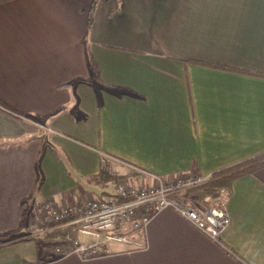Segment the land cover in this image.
<instances>
[{
    "label": "crops",
    "instance_id": "0c3cea01",
    "mask_svg": "<svg viewBox=\"0 0 264 264\" xmlns=\"http://www.w3.org/2000/svg\"><path fill=\"white\" fill-rule=\"evenodd\" d=\"M93 1L0 0V264H264V165L220 241L172 209L90 261L26 240L44 200L114 193L102 156L145 187L264 155V79L187 63L264 73V0H100L88 30Z\"/></svg>",
    "mask_w": 264,
    "mask_h": 264
},
{
    "label": "built area",
    "instance_id": "2783aa9c",
    "mask_svg": "<svg viewBox=\"0 0 264 264\" xmlns=\"http://www.w3.org/2000/svg\"><path fill=\"white\" fill-rule=\"evenodd\" d=\"M157 183L140 187L122 180L114 184V193L102 199L86 198L73 205L59 207L47 199L40 212L29 225L31 236H43L47 230L41 227L62 223L54 229L74 227L76 232L93 237L90 243H82L74 234L65 233L66 245L48 247L58 258L75 255L90 261L100 257L103 243L117 241L128 243L127 235L145 230L157 212L172 209L194 224L208 238L220 241L223 232L230 226L231 218L225 209L203 207L187 196V192L205 184L209 177L198 174L179 175ZM69 220L67 222H63ZM119 233V234H117ZM51 241V239H48Z\"/></svg>",
    "mask_w": 264,
    "mask_h": 264
},
{
    "label": "trees",
    "instance_id": "16d2710c",
    "mask_svg": "<svg viewBox=\"0 0 264 264\" xmlns=\"http://www.w3.org/2000/svg\"><path fill=\"white\" fill-rule=\"evenodd\" d=\"M100 0H94L91 8L89 10V16H88V30H91L94 25L95 20V14L98 7ZM88 62L91 64V67L95 73V77L98 80L99 76L97 75L96 70L94 69V62L91 58H89ZM187 63L211 68L215 70H220L224 72H230V73H236V74H242L246 76L256 77V78H262L264 79V73H259L255 71H248V70H242L239 68H234L230 66L225 65H219L215 63L205 62V61H198V60H190L187 61ZM83 82L82 80H78L75 82V85ZM0 107H2L3 111L6 113H13L18 115L19 117L24 116L22 113H19L8 106L4 105L0 102ZM76 110V107L73 108ZM30 116V115H29ZM109 160L105 158L104 156L101 157V171L100 173L95 176L96 181L98 184L102 185L103 187L109 186L113 182H117L119 180H123L125 177L119 174H115L114 172H111L108 169ZM264 165V155H260L257 157H254L252 159H249L247 161L241 162L239 164L224 168L222 170H219L217 172H214L210 177L209 180L194 189H191L187 192V196L191 199H194L195 201L199 202L203 207L210 208V207H218L220 209H225L226 204L230 197L232 196V185L233 182L239 178H242L247 175H254L256 170ZM69 220L63 221L64 223ZM62 223H52L48 225H44L41 228L43 230H47V232L44 234V237L47 239H55L58 238L57 241H46L43 243L44 247H51V246H57V245H66L67 243H64L62 241V238L64 237L65 233L74 234V231L70 228L66 229H54L56 226L60 225ZM119 234V233H117ZM75 235V234H74ZM26 240H30L37 245H40L42 242L41 237L37 236H28L26 237Z\"/></svg>",
    "mask_w": 264,
    "mask_h": 264
},
{
    "label": "rangeland",
    "instance_id": "374dc122",
    "mask_svg": "<svg viewBox=\"0 0 264 264\" xmlns=\"http://www.w3.org/2000/svg\"><path fill=\"white\" fill-rule=\"evenodd\" d=\"M39 237H41V239H42V240H45V239H46V237H43L42 235H41V236H39Z\"/></svg>",
    "mask_w": 264,
    "mask_h": 264
}]
</instances>
